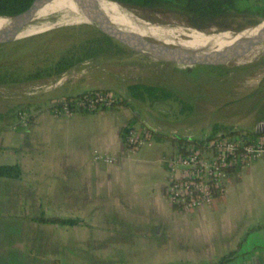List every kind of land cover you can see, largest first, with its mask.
I'll list each match as a JSON object with an SVG mask.
<instances>
[{
  "label": "crops",
  "instance_id": "0c3cea01",
  "mask_svg": "<svg viewBox=\"0 0 264 264\" xmlns=\"http://www.w3.org/2000/svg\"><path fill=\"white\" fill-rule=\"evenodd\" d=\"M100 88L107 86L85 90ZM127 101L67 118L52 117L48 105L32 114L26 128L15 119L0 126V165L17 164L20 170L17 178L0 176V264H205L236 248L226 264H264V228H255L264 224V193L253 195L245 209L240 203L236 212L231 206L218 210L216 218L214 203L225 200V189L195 211L170 205L163 195L166 156L149 150L153 140L134 154L123 148L122 127L159 129L129 110ZM157 144L167 146L163 140ZM180 147L175 141L166 155ZM92 149L113 153L116 161L95 162ZM253 167L264 174V160L258 159L231 172L226 186L233 174ZM39 213L81 222L27 218Z\"/></svg>",
  "mask_w": 264,
  "mask_h": 264
},
{
  "label": "rangeland",
  "instance_id": "374dc122",
  "mask_svg": "<svg viewBox=\"0 0 264 264\" xmlns=\"http://www.w3.org/2000/svg\"><path fill=\"white\" fill-rule=\"evenodd\" d=\"M245 5L252 11L255 5L264 6V0H246ZM128 10L144 21L160 23L168 35L176 39L193 41L189 33H182L177 27L193 28L188 25L189 19L176 11L148 8ZM70 17L72 16L63 10L50 12L42 9L37 20L30 23H36L35 25L29 24L26 30L20 31L16 39L0 44V73L5 70L10 73V78H14L12 81H0V126L16 120L18 110H26L30 114L36 110L41 111L50 105V96L75 94L98 84L106 85L107 88L104 89L120 99L127 98L126 107L136 112L149 127L153 129L158 126V131L152 132L153 145L149 148L158 158L168 156L166 154L170 152L175 139L182 138V135H191L192 140L208 136L212 124L220 127L218 132L227 129L244 131L264 126V43L249 57L244 59L243 56L230 61L218 69L210 65L180 67L159 63L116 42L109 50L67 69L76 72L83 69L82 74L67 79L49 93L28 95L33 86L52 81L59 74L36 80H20L23 75L55 61L71 45L98 36L90 24L71 23ZM256 18L251 13L244 17L227 15L206 22L196 21L195 24L202 29H195L216 31L217 25L235 28ZM230 30L232 29L228 31ZM154 34L160 37L156 40L166 44L175 41L166 34ZM132 83L160 87L171 96H145L144 100H140L127 92V85ZM145 123L138 122V126L143 127ZM171 136L175 139L170 138ZM162 140L167 145H159L164 150L163 154L157 148V143ZM240 174H233L229 179L225 188V200L214 203V218L217 217L218 210L226 211L229 206L236 212L242 208L241 203L245 209L253 203V195L264 193V174H260L255 167L247 173L242 169ZM236 200H239V204ZM222 223H226V219Z\"/></svg>",
  "mask_w": 264,
  "mask_h": 264
},
{
  "label": "built area",
  "instance_id": "2783aa9c",
  "mask_svg": "<svg viewBox=\"0 0 264 264\" xmlns=\"http://www.w3.org/2000/svg\"><path fill=\"white\" fill-rule=\"evenodd\" d=\"M83 72V69L78 72L73 69L61 72L52 81L33 86L27 94L49 93L67 79L75 78ZM119 100L117 95L109 91H92L80 96H58L51 98L47 111L52 117L67 118L74 114L108 109ZM15 116L16 125L26 128L32 114L26 110H18ZM151 132L145 128L126 126L121 136L125 152L134 154L141 147L150 146ZM91 159L112 164L116 161V155L92 149ZM258 159L264 160L262 135L253 136L245 131H236L232 134L217 132L212 137L200 136L197 140L186 139V143L175 153L163 159L166 167L163 195L170 205L181 211L204 208L211 204L214 197L224 192L229 177L228 170L246 167Z\"/></svg>",
  "mask_w": 264,
  "mask_h": 264
},
{
  "label": "trees",
  "instance_id": "16d2710c",
  "mask_svg": "<svg viewBox=\"0 0 264 264\" xmlns=\"http://www.w3.org/2000/svg\"><path fill=\"white\" fill-rule=\"evenodd\" d=\"M32 0H0V16H11L17 14L23 10H25ZM118 3L120 6L133 9V8H148L154 10H172L176 11L189 19L188 25L196 28L202 29L201 26L195 24V22L203 21L206 22L211 19H216L219 17L227 16L230 17L239 16L244 17L247 14H253L256 16V19L246 21L244 24L239 25L235 28H232L227 25H217L216 30H229L236 31L244 28L248 25H254L258 23L259 19H264V6L255 5L251 11V8L248 5H245L246 0H111ZM98 36L87 38L80 41L77 44L71 45L68 47L64 54L59 56L55 61L50 62L49 64H44L42 67H36L33 71L26 73L21 77L20 80H36L43 77H49L51 75L60 74L62 71H65L74 65L78 64L82 60L86 58L94 57L100 53H103L106 50L111 48L112 44H117L115 41L111 40L109 37L97 31ZM99 33V34H98ZM171 36V35H170ZM173 40L181 41L180 38H175L171 36ZM173 44V43H167ZM220 69V66H216ZM7 71H2L0 73V81L1 80H10L12 81L14 78H10ZM8 78V79H7ZM127 92L130 96L144 100L145 96L155 97V96H171L168 91L163 90L160 87L145 85L143 83H132L127 85ZM92 91H107L104 88L100 89H88L81 93L75 94L74 96H80L88 92ZM69 97V96H66ZM125 102V99H120L119 103ZM220 128V127H219ZM215 124H212L210 128V132L208 137L214 136L219 129ZM223 127H221L222 129ZM125 130V127L120 129V133ZM146 130L150 131L149 128ZM246 133L253 136L264 135V129L254 131L252 129H245ZM236 131L227 129L226 131L221 132L222 134H232ZM170 138L175 139L174 136ZM178 145H183L186 143V140L183 138L175 139ZM1 149V146H0ZM240 167L231 168L228 170L229 174L233 172L235 169ZM20 174V170L17 164L10 165H0V176L1 177H9V178H17ZM30 220L38 223H51L57 225H73L80 223L81 220L77 218H68V217H59V216H45L43 213H39L38 215L28 216ZM263 227L262 226H256ZM254 227H251L253 229ZM238 254V248L229 250L226 253L218 256L214 261L205 263V264H226L236 257ZM181 264V263H174Z\"/></svg>",
  "mask_w": 264,
  "mask_h": 264
},
{
  "label": "water",
  "instance_id": "95a60500",
  "mask_svg": "<svg viewBox=\"0 0 264 264\" xmlns=\"http://www.w3.org/2000/svg\"><path fill=\"white\" fill-rule=\"evenodd\" d=\"M49 1L51 0H32L25 10L11 16H0L6 19V22L0 26V44L16 39L17 34L22 28L30 24L33 20L35 10ZM71 1L76 5L84 18V21L80 23L90 24L94 29L111 38L113 41L159 63H169L180 67H190L194 65L220 66L242 58L254 47L264 43V19L252 26L231 31L232 34H238L245 29L258 27L252 34L239 37L222 49L215 47L209 51H204L182 45L166 44L152 37L142 35L121 25L113 18H110L104 11L83 5L82 0ZM103 1L116 3L111 0ZM116 4L119 5L118 3ZM147 23L160 24L148 21ZM198 31L206 35H213L228 30Z\"/></svg>",
  "mask_w": 264,
  "mask_h": 264
},
{
  "label": "bare ground",
  "instance_id": "6f19581e",
  "mask_svg": "<svg viewBox=\"0 0 264 264\" xmlns=\"http://www.w3.org/2000/svg\"><path fill=\"white\" fill-rule=\"evenodd\" d=\"M70 4L72 5L69 7H66L67 5H70ZM82 4L85 6L92 7V8H98L104 11L110 18H113L115 21H117L121 25L126 26L142 35L149 36L154 39H160V37L156 36L154 33L168 35L167 30L164 28V26H161L159 24L147 23V21L142 20L130 10L126 8H122L116 3H113L110 1H103V0H82ZM42 9H45L50 12H53L56 10H63L68 15L72 16L70 17V20H69V22L71 23H80L84 21V18L80 14L78 8L75 6V4L71 0H51L49 1L48 3L38 7L35 10L34 15H33V20H37L36 17L42 14ZM5 22H6V19L0 17V26L3 25ZM35 24H30V25H35ZM30 25L28 24L25 27H23L22 31L26 30ZM177 27H179L182 33H189V35L193 37V41L191 40L185 41L180 38L181 41L175 42L173 40L174 41L173 44L187 46L191 48H198L204 51H209L215 47H217L218 49H222L228 46L230 43H232L235 39L252 34L258 28V27H255V28L245 29L238 34H232V32L230 31H224L218 34L206 35L196 30L195 28L180 27V26H177ZM18 34H17V37H18ZM260 46L258 45L254 47L252 50H250L245 55L244 59L249 57L251 53L257 50V48H259ZM217 52H221V51H217Z\"/></svg>",
  "mask_w": 264,
  "mask_h": 264
}]
</instances>
